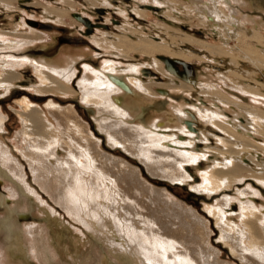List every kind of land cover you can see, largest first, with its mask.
<instances>
[{
  "label": "bare ground",
  "instance_id": "obj_1",
  "mask_svg": "<svg viewBox=\"0 0 264 264\" xmlns=\"http://www.w3.org/2000/svg\"><path fill=\"white\" fill-rule=\"evenodd\" d=\"M22 1L0 0V5L8 10L21 9L18 4ZM62 1L69 8L77 7L73 0ZM88 1L96 7L113 6L111 0ZM143 1L145 4L134 9L139 22L149 15L143 7L155 9L159 4L169 6L166 13L173 18L179 13L185 14L176 7L183 5L177 0ZM187 2L193 4L192 8L185 3L182 6L188 20H196L203 28L215 31L222 44L200 39L167 23L158 25L168 38L155 41L157 36L150 37L143 27L126 19L128 24L117 26L118 34L100 30V36L94 37L100 51L108 52L112 58L104 59L99 69L86 64V73L76 88L73 79L82 54L68 53L64 60L49 61L6 53L22 50L44 38L35 29L0 30V92H9L20 85L24 76L20 69L27 63L32 64L37 79L31 87L21 86L17 91L28 95L15 101L22 123L16 149L30 165L40 187L92 230L117 258L123 254L134 264H234L233 259H223L219 246L212 244L211 220L214 219L215 226L221 230L219 240L230 247L232 256L239 257L243 264H264V245L261 246L264 241L258 235L259 229L264 230V209L255 202V196L260 194L255 183L264 186V77L258 81L257 75H264V21L243 14L240 6L253 8L248 0ZM236 3L240 6L236 7ZM38 4L41 3L35 5ZM44 7L46 13L57 16L60 22L69 10ZM125 9L118 8L128 18L131 13ZM134 55L151 57L153 63L124 64L117 60L119 57L133 59ZM224 56L230 59L227 66L231 68L219 73L220 82L204 84L200 81L197 87L185 82L187 64L205 61L207 57L226 63L221 58ZM155 69L166 82L144 78V75L155 74ZM115 78L124 80L130 92L143 96L139 100H126V89L118 85ZM29 89L37 94L30 93ZM155 89H162L166 94L169 89L188 91L190 95L198 91L213 106L202 104L203 101L190 105L183 100L179 104L171 103L170 113L151 118L147 124L133 122L143 103L160 97ZM227 90L239 92L241 96L235 93L237 99L245 97L249 104L230 97ZM79 92L86 106L98 109L95 121L112 150L122 148L130 155L124 153L127 159L138 158L151 174L172 184L193 178L199 181L186 165L202 166L210 153L220 154L206 170L200 171L202 181L191 184V191L206 193L207 197L202 198L207 202L220 191L233 188L237 196L224 194L215 205L206 203L202 213L175 199L166 189L171 191V184L147 176L142 166L138 164L140 169L132 164L135 160L129 161L101 149L100 139L95 138L82 116L81 105L64 107L66 100L59 97ZM46 94L52 95L41 106L39 102L46 99ZM197 116L215 128L210 130V136L206 132H201V137L195 135L197 130L190 118ZM7 117L0 107V166L39 197L26 182L22 161L1 138ZM94 131L97 132L95 128ZM99 135L104 141L103 134ZM213 137L218 143L216 147L208 146ZM201 142L206 145L203 149ZM244 181L249 184L241 189ZM158 184L166 187L157 188ZM235 202L239 211L233 208Z\"/></svg>",
  "mask_w": 264,
  "mask_h": 264
},
{
  "label": "rangeland",
  "instance_id": "obj_2",
  "mask_svg": "<svg viewBox=\"0 0 264 264\" xmlns=\"http://www.w3.org/2000/svg\"><path fill=\"white\" fill-rule=\"evenodd\" d=\"M73 1L77 3V7L75 8H69L70 6L64 4L62 0H23L18 4L21 9L13 10H8L5 6L0 5V30L16 32L18 30L35 29L40 32L44 38L29 44L22 50H10L6 53H14V55L20 57L30 55L31 58H40L42 60L46 59L49 61H58L60 58L64 60L68 53L73 55L82 54L81 59H78L80 61L77 60L76 63L77 74L74 81L77 85L78 81H80L83 78L84 73H86V64L99 69L104 59L112 58L109 56L110 54L108 52L104 50L100 51L98 45L94 41V37L100 36V30L103 32L105 31L108 33L118 34L119 31L117 26L122 27V25L128 24V22L125 21L126 19L132 24H135L137 27H143L146 31L145 33H147L150 37L157 36V39H154L155 41L168 38L166 37L167 35L165 36V32L160 31V27L158 25L160 23H167L178 30L187 32L200 39L211 43L217 42L222 44L220 37L216 35L215 31L210 30L209 28H203L196 20H188L185 15L187 11L184 10L182 6H184L185 3V6L192 8L193 4L188 3L187 0H177L183 5H177L176 7H180L182 12H185V14L182 15L179 13V15H174L175 19L166 13L169 11V6H162L159 4L156 5L155 9L141 6L149 12L147 17H142L143 21L141 22L136 19L134 9L145 4V1L143 0H111L113 6L109 7H104L103 5L96 7L95 5L90 4L88 0ZM99 1L103 2L104 0ZM248 1L252 3L253 8L242 7L238 3L235 5L236 7L240 6L239 8L243 10V14H249L252 17L264 21V0ZM37 3L57 8L69 9L68 14L65 16L64 21L60 22L58 21L59 18L57 16L45 12L44 5H35ZM119 7L126 8L125 12L131 13V16L126 18L122 15L118 10ZM196 15H198V13H196L195 16ZM179 16L181 17L180 19L177 18ZM104 26L107 27L104 28ZM194 49L201 51V49L197 47H194ZM0 55L2 54L0 53ZM134 57L136 59L119 57L120 59L117 60L122 61L124 64L142 63V65H147L148 63H153V58L148 56L134 55ZM221 58L226 60V63L219 60H212L209 57H207L205 61L195 60L193 63L190 62V65L187 64L185 67V74L187 76L185 82L193 85L194 87H197L200 81L205 82L204 84L220 82L218 79L219 73L225 72L231 68L227 66L229 65L230 59L226 56ZM113 59H115V57ZM20 70H22L24 75L23 79L19 82L20 85L13 87V89L9 92L5 90H1L0 92V107L2 112L8 116L6 119L5 130L1 132V138H4L3 140L6 141V143L12 148L14 155L22 161L27 178L26 182H28L27 184L40 194V198L29 192L23 185L24 183L17 180V178H15L12 173L8 171V169L2 165L0 166V264H134L130 257H126L123 254L117 258L115 253L111 251L106 244L92 232V230L88 229L84 224H82V222L72 216L73 214L67 211V209L65 210V207L57 204L52 196L36 182L30 165L16 149L17 136L22 127V123L16 112L19 107L16 106L15 101L22 98L23 95H28L26 93H17V91L22 89L21 86L28 88V86L31 87L33 84H36L37 81L32 64L27 63L23 65ZM154 72L155 74L150 76H145L143 73L144 78L147 80H149L148 78H153L156 79V81L160 80L161 82H166L156 69ZM257 75L258 81H262L264 75L260 73ZM76 85L73 83V87L76 88ZM155 90L158 94H160V97L143 103L140 110L137 111V119L133 122L147 124L148 120L151 118H160V116L170 113L172 106L171 103L179 104L183 100L185 103L190 105L202 103L203 101L202 104H206L211 107L213 106L205 95H202L198 91H194V95H190L188 91L186 92L184 90L175 91L169 89L167 94L165 93L166 91H163L162 89ZM231 91L227 90L230 97L237 99L235 93L241 96L238 94L239 92L233 90ZM29 92L37 94L35 90L29 89ZM169 93L170 96L168 95ZM52 94H46V99L39 102V104L44 106ZM140 96L143 95L132 91L126 94L125 99L130 101L134 99L139 100ZM59 97H63L66 100L65 104H62L64 107H67L70 104L75 105L77 103L81 105L84 110L82 112V116L84 120L89 123L90 131L93 133L95 138L100 139L102 150L116 156H120L129 161L135 160V163L133 162L132 164L134 166H138V164L142 166L147 176L172 185L171 191L164 184H158L157 188L160 187L164 189L166 187L168 192L175 199L184 201V203L189 206H193L200 213H202L206 203L215 205L216 201L220 200L224 194L237 196V191L233 190V188L231 191H220L207 202L203 199L204 197H207L206 193L204 194L191 191V184H198L202 181L200 171L206 170L213 163L214 159L221 157L220 154L217 155L215 153H210V158L203 160L202 162L205 165L203 164L202 166L199 164H194V166L193 164H190V166L188 164L186 165L187 168L189 167L193 170V175H195L199 181H196V179L193 178L184 181L181 184H172L173 182H170V180L151 174L147 167L138 158L131 156L133 160L130 158L127 159V156L125 155L127 152H125L122 148L118 147L116 150L111 149L112 146L106 135L99 130L97 122L95 121V118L99 116L98 109L93 106H86L81 98V92L73 95H59ZM68 101H70V103H68ZM240 101L249 104L245 97ZM86 109L88 110V114L86 113ZM197 117L190 118L191 120L189 119L191 121V125L194 126L193 128L197 130L195 135H199L201 137L200 133L206 132L210 136V130L215 128L211 124H206L200 117ZM94 128L98 133L94 131ZM60 133L62 134V132ZM99 134H103L104 141L102 136ZM65 138L67 141L70 140L68 137ZM259 140H262V138H259ZM211 142V144L208 143V146H218L217 140L214 137ZM200 144H202L201 149L206 147L204 142H201ZM19 146L20 145H18V147ZM60 153L64 155L62 150H60ZM139 168L142 169L141 167ZM248 184L249 181H244L240 185V188L243 189L247 187ZM255 185H257L260 189V194L255 196V202L258 206L263 207L264 209V186L258 182H256ZM40 200L43 202H40ZM233 208L236 209L235 211H239L237 202L233 204ZM52 209L55 212H53ZM234 219L235 221H238V218ZM33 224L35 228L33 227ZM211 229L212 244L216 247L219 246L218 248L221 250L223 255L222 258L228 260L233 259L232 261L234 264H243L239 257L231 255L230 247L225 246L224 242L219 240L221 230L215 226L214 219L211 220ZM258 235H260L261 239L264 241L263 229H259ZM263 245L264 243L261 244V246ZM112 256H114V258Z\"/></svg>",
  "mask_w": 264,
  "mask_h": 264
},
{
  "label": "water",
  "instance_id": "obj_3",
  "mask_svg": "<svg viewBox=\"0 0 264 264\" xmlns=\"http://www.w3.org/2000/svg\"><path fill=\"white\" fill-rule=\"evenodd\" d=\"M162 58L169 60L166 56H162ZM115 81H117V83L119 85H121L124 89L129 90V87H127V84L125 83L124 80H120V79L115 78ZM188 124H190V123H188Z\"/></svg>",
  "mask_w": 264,
  "mask_h": 264
},
{
  "label": "flooded vegetation",
  "instance_id": "obj_4",
  "mask_svg": "<svg viewBox=\"0 0 264 264\" xmlns=\"http://www.w3.org/2000/svg\"><path fill=\"white\" fill-rule=\"evenodd\" d=\"M190 78V77H189ZM191 79V78H190ZM75 80V78L73 79V81ZM75 85H76V82L74 81ZM119 85V84H118ZM121 86V85H120ZM122 87V86H121ZM128 87V86H127ZM123 88V87H122ZM124 89V88H123ZM125 90V89H124ZM127 93H129L131 91V88L129 86V90H125ZM191 122V121H190Z\"/></svg>",
  "mask_w": 264,
  "mask_h": 264
}]
</instances>
